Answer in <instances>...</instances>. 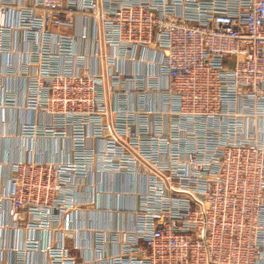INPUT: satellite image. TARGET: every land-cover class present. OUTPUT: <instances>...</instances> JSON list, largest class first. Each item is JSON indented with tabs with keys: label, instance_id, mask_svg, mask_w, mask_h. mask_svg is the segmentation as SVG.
I'll use <instances>...</instances> for the list:
<instances>
[{
	"label": "built area",
	"instance_id": "2783aa9c",
	"mask_svg": "<svg viewBox=\"0 0 264 264\" xmlns=\"http://www.w3.org/2000/svg\"><path fill=\"white\" fill-rule=\"evenodd\" d=\"M19 106L43 120L20 126L0 263L264 261V0H0V109ZM111 174L145 181L132 227L114 207L77 262L65 234Z\"/></svg>",
	"mask_w": 264,
	"mask_h": 264
},
{
	"label": "crops",
	"instance_id": "0c3cea01",
	"mask_svg": "<svg viewBox=\"0 0 264 264\" xmlns=\"http://www.w3.org/2000/svg\"><path fill=\"white\" fill-rule=\"evenodd\" d=\"M8 85L16 91L15 94L18 96V100L22 102L24 96L23 84L18 79L13 78L10 79ZM37 120L41 121L43 119L38 117V115L36 118L34 113L26 111L22 106L18 108H6L4 110L0 109V193L5 191V189L7 190L10 176V163L19 159H25L29 155L24 150L25 140L21 137L20 126L24 122H35ZM53 142H55L53 139H44L43 141L37 142L36 151L42 152H39L41 159H52ZM61 156L65 157L66 154L64 152L59 153L55 158H61ZM103 178V183L97 181V206L95 204V207L80 212L77 221H75L79 223L77 226L83 229L78 230V232L66 233L64 237L66 246L70 251L69 255L75 258L77 262L82 261L84 257L94 259V253L92 251L74 248L76 243L82 244L83 246L90 244V235L87 227L91 225L97 229H110L119 226L118 218L113 213L114 207L120 206L123 208L124 226L127 229L132 227L131 210L136 205L137 198L131 194V191L133 189H135L134 191L142 190L145 184L144 179L136 176L120 177L111 174L103 176ZM119 192L127 193L118 195ZM87 194L88 192L85 191L83 196ZM5 218L8 220L6 216ZM14 237L16 238L13 233H8L5 237V243L10 244L13 242ZM60 237L61 235H56V239ZM0 264H17L16 255L8 252L4 253ZM27 264H47V262L44 260L42 254L37 253L33 255L32 260L27 261ZM259 264H264V261Z\"/></svg>",
	"mask_w": 264,
	"mask_h": 264
}]
</instances>
